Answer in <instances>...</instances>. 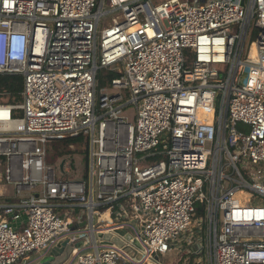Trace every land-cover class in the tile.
Listing matches in <instances>:
<instances>
[{"label": "built area", "instance_id": "obj_1", "mask_svg": "<svg viewBox=\"0 0 264 264\" xmlns=\"http://www.w3.org/2000/svg\"><path fill=\"white\" fill-rule=\"evenodd\" d=\"M0 75V264L63 233L93 237L72 264H264V0H0ZM69 137L83 170L48 161ZM107 211L140 258L97 242Z\"/></svg>", "mask_w": 264, "mask_h": 264}, {"label": "rangeland", "instance_id": "obj_2", "mask_svg": "<svg viewBox=\"0 0 264 264\" xmlns=\"http://www.w3.org/2000/svg\"><path fill=\"white\" fill-rule=\"evenodd\" d=\"M160 1H163V0H160ZM256 39H257V36H254L252 39H250V41H248V44L251 41H255ZM252 56L253 57L255 56L254 47L252 49ZM192 59H193L192 57H187L186 58L187 61L192 60ZM247 71H248V69L246 68L245 72L247 73ZM107 87L108 86H106L104 88H107ZM104 88H102V89H104ZM100 90H101V88H100ZM126 110H127V113L125 114V116L129 117V114L132 115V112H133L132 106L127 107ZM48 148H49L48 161L52 165L57 166L63 160H67V162H72L73 161L75 163V167L76 168H79V169H82V170H83V168H85L84 166H85V159H86L87 150H86V146H85L84 142L78 141L76 143H73L70 146H67V144L64 143V142L54 141V142H51V143L48 144ZM65 150H66V152L63 153ZM3 170H4V167L0 166V173ZM76 177H77V174L75 172H73L69 176H66L65 179L72 180V179H76ZM3 184H5V182H2L0 185H3ZM6 188H7L6 191L9 194L15 192L14 188L12 186H10V185H7ZM62 212H63L62 213V217L63 218L72 219L74 221H82V218H79V213L75 212L74 210H72V211H68V210L64 211L62 209ZM198 216H200V215H198ZM66 234L67 233H63V235H66ZM90 251H93V250L91 249V250H87V251H83V252L86 253V252H90ZM43 253H45V252H42L41 255ZM38 256L39 255L36 256L35 253H30V254L27 255L26 258L29 261H34L36 258H38ZM159 259H160L162 264H176V260H174L173 263H172L170 260L165 259L162 256H160Z\"/></svg>", "mask_w": 264, "mask_h": 264}, {"label": "crops", "instance_id": "obj_3", "mask_svg": "<svg viewBox=\"0 0 264 264\" xmlns=\"http://www.w3.org/2000/svg\"><path fill=\"white\" fill-rule=\"evenodd\" d=\"M2 172L0 173V184L2 183ZM6 184L0 185V204H6V203H13L16 201V193H8L6 191ZM9 195V196H8ZM111 213L107 211L103 217L106 220L105 223L100 228V231L97 232L96 239L99 243L106 242H114L115 245L118 247H121L125 249L128 253H132V255H135L137 258H140L141 255V249L139 248L138 244L135 241V234L130 228H118L115 224L111 221ZM25 220V217L22 218ZM98 226V224L96 225ZM116 230H120L123 233H117ZM72 233H67L66 235H63L61 239L69 238L71 237ZM90 239V240H89ZM80 241H82L81 251H87L93 249L91 247L93 243V237L92 236H84ZM89 242V243H88ZM107 245V244H106ZM45 252V251H44ZM91 252V251H90ZM140 252V253H139ZM27 261V260H26ZM31 261H27V263H30ZM73 262H71L72 264ZM20 264H24L23 262Z\"/></svg>", "mask_w": 264, "mask_h": 264}, {"label": "trees", "instance_id": "obj_4", "mask_svg": "<svg viewBox=\"0 0 264 264\" xmlns=\"http://www.w3.org/2000/svg\"><path fill=\"white\" fill-rule=\"evenodd\" d=\"M120 77V74L114 71L101 70L98 75V87L99 89L106 86H110L112 80ZM24 80L22 76H10L0 75V92L6 93V99L9 103L15 104L22 100L21 92L23 91ZM80 138H66L65 140H59L64 142L67 146L72 145L78 141H82ZM66 150L63 152L65 153ZM85 164H88V152H86Z\"/></svg>", "mask_w": 264, "mask_h": 264}, {"label": "water", "instance_id": "obj_5", "mask_svg": "<svg viewBox=\"0 0 264 264\" xmlns=\"http://www.w3.org/2000/svg\"><path fill=\"white\" fill-rule=\"evenodd\" d=\"M64 165V164H63ZM62 165V167H63ZM117 233H123L120 230H116ZM107 245H115L114 242H106ZM82 246V241L77 238H64L60 239L56 245H54L51 249L45 251L34 261H31L27 264H71L73 261V252L75 249H79ZM122 247V246H121ZM36 255V256H37ZM153 259L156 263L160 261L159 256L155 253L152 254Z\"/></svg>", "mask_w": 264, "mask_h": 264}, {"label": "bare ground", "instance_id": "obj_6", "mask_svg": "<svg viewBox=\"0 0 264 264\" xmlns=\"http://www.w3.org/2000/svg\"><path fill=\"white\" fill-rule=\"evenodd\" d=\"M90 240V239H89ZM89 243V242H88ZM149 264H153L152 262H149Z\"/></svg>", "mask_w": 264, "mask_h": 264}]
</instances>
